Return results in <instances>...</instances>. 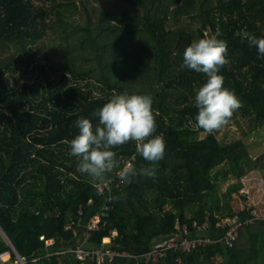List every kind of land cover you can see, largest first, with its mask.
<instances>
[{"label":"trees","instance_id":"1","mask_svg":"<svg viewBox=\"0 0 264 264\" xmlns=\"http://www.w3.org/2000/svg\"><path fill=\"white\" fill-rule=\"evenodd\" d=\"M245 30L264 37V0H0V50L10 51L0 56L4 264H21L18 256L24 264H84L71 251L79 246L115 252L101 264H264V219L246 224L252 210L229 204L249 172L264 182V154L253 155L243 138L222 141L225 126L213 134L195 127L194 96L206 78L180 68L193 40L219 32L228 45L223 87L242 104L227 125L242 119L249 132L264 133V57L237 35ZM124 92L152 96L165 156L155 179L112 177L111 207L85 240L107 197L77 170L68 142L80 116L95 126L93 113ZM114 151L121 166H152L134 142ZM229 176L237 181L222 200L218 182ZM207 215V228H193ZM234 215L242 223L230 244V226L217 223ZM178 224L211 241L148 262L144 254Z\"/></svg>","mask_w":264,"mask_h":264},{"label":"clouds","instance_id":"2","mask_svg":"<svg viewBox=\"0 0 264 264\" xmlns=\"http://www.w3.org/2000/svg\"><path fill=\"white\" fill-rule=\"evenodd\" d=\"M221 34L205 35L193 40L183 52L181 69L187 68L202 73L206 82L194 96L195 127L208 134L226 126L235 111L242 107L241 101L227 88L221 69L229 64L228 45ZM249 47H255L264 57V37L242 31L237 33ZM68 75V74H67ZM153 98L148 94H113L100 109L93 113L98 118L94 126L90 119L80 116L74 126L78 134L68 142L69 155L78 160L77 170L90 177L92 183L108 184L112 177L121 184L130 183L138 176L155 179V165L164 159L166 143L162 136L154 135L156 120L153 113ZM134 142L136 153L151 167L137 168L129 163L121 166L115 148Z\"/></svg>","mask_w":264,"mask_h":264},{"label":"built area","instance_id":"3","mask_svg":"<svg viewBox=\"0 0 264 264\" xmlns=\"http://www.w3.org/2000/svg\"><path fill=\"white\" fill-rule=\"evenodd\" d=\"M97 193L99 195H105L107 197V203L104 205L102 212L97 213L92 219H90L86 225L87 229L85 230V240L90 235L91 230L98 228L99 222L101 220V217L107 213V211L110 209L111 202L113 200V183L108 184H98L97 186ZM247 202V201H246ZM245 202L244 206L248 209L252 210V217H250L248 220H246V224H252L257 222V220H263L264 218L262 216L256 215L255 209H252L251 205H248ZM90 203V202H89ZM242 221H240L238 215H234L232 217L227 216L222 218L217 225H228L230 228L227 232V241L228 243L232 244V241L237 236V232L239 227L241 226ZM209 216L207 215L205 217V221L202 224H198L197 221L193 222V228L197 229H204L207 228L209 225ZM177 232L174 237L163 241L161 243H157L154 248L147 253L144 254V257H146V260L155 262L158 261L161 257L166 255L167 250H172L174 252H182V253H190L194 249H196L199 245H206L208 241H211L209 238H203V237H193L190 236L191 228L188 227L187 224L184 225H177ZM105 240L108 241V239L105 238ZM72 252L75 253V256L83 261L84 264H86V261L88 259L95 260L97 264H101L104 260L105 254H108L110 258H113L115 255V252L113 251H103L102 249H88L83 246H79L75 249H71ZM1 260L4 259V254L0 255ZM177 260L181 262V258L177 257Z\"/></svg>","mask_w":264,"mask_h":264},{"label":"rangeland","instance_id":"4","mask_svg":"<svg viewBox=\"0 0 264 264\" xmlns=\"http://www.w3.org/2000/svg\"><path fill=\"white\" fill-rule=\"evenodd\" d=\"M40 46L42 50H45V47ZM11 49L13 50V47ZM9 52L7 48L5 50L1 49L0 56L5 58ZM262 133V129L258 130V132H249L245 121L240 119L237 122L225 126L218 133V137L224 142L243 138L248 143L251 153L256 156H261L264 154V133ZM236 181L234 176H229V178L222 179L218 182L217 194L222 200L224 199L223 194L226 192L228 186ZM241 182L242 188L234 192L230 198L229 204L232 206V209L236 211L245 207L244 204L247 201L249 204L246 203L251 205L252 209H255V214L264 218V182L260 172L258 170L249 172L242 177ZM9 257L10 254L4 255L5 260L0 259V264L8 261Z\"/></svg>","mask_w":264,"mask_h":264},{"label":"water","instance_id":"5","mask_svg":"<svg viewBox=\"0 0 264 264\" xmlns=\"http://www.w3.org/2000/svg\"><path fill=\"white\" fill-rule=\"evenodd\" d=\"M18 258H19V262H20L21 264H24L22 258H21L20 256H18Z\"/></svg>","mask_w":264,"mask_h":264},{"label":"bare ground","instance_id":"6","mask_svg":"<svg viewBox=\"0 0 264 264\" xmlns=\"http://www.w3.org/2000/svg\"><path fill=\"white\" fill-rule=\"evenodd\" d=\"M7 253H5L4 255H6Z\"/></svg>","mask_w":264,"mask_h":264}]
</instances>
